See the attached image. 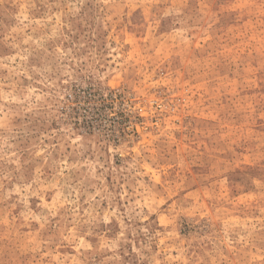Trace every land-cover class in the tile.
<instances>
[{
  "label": "rangeland",
  "instance_id": "obj_1",
  "mask_svg": "<svg viewBox=\"0 0 264 264\" xmlns=\"http://www.w3.org/2000/svg\"><path fill=\"white\" fill-rule=\"evenodd\" d=\"M0 264H264V0H0Z\"/></svg>",
  "mask_w": 264,
  "mask_h": 264
}]
</instances>
